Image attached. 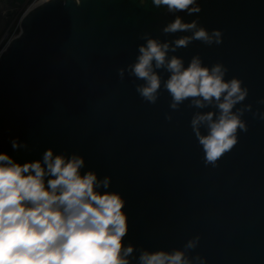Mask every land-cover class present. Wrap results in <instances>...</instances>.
I'll use <instances>...</instances> for the list:
<instances>
[{"label":"water","instance_id":"1","mask_svg":"<svg viewBox=\"0 0 264 264\" xmlns=\"http://www.w3.org/2000/svg\"><path fill=\"white\" fill-rule=\"evenodd\" d=\"M199 2L200 13L178 14L221 30L223 42L194 41L169 55L185 66L194 55L209 67L224 64L225 79L249 89L236 108L252 105L242 117L248 131L238 132L217 167L205 165L190 126L196 111L213 108L185 101L172 110L163 88L150 104L135 91L142 81L117 75L135 62L142 34L161 41L191 34H163L174 16L151 0L144 7L138 0H46L22 16L21 34L0 54V152L21 163L49 147L82 155V172L110 176L109 190L126 201L125 244L172 250L198 235L191 255L206 264H264V120L253 116L264 113V0ZM12 138L29 148L14 151Z\"/></svg>","mask_w":264,"mask_h":264},{"label":"clouds","instance_id":"2","mask_svg":"<svg viewBox=\"0 0 264 264\" xmlns=\"http://www.w3.org/2000/svg\"><path fill=\"white\" fill-rule=\"evenodd\" d=\"M74 2L81 4V0ZM138 2L144 7L148 0ZM151 3L174 16L162 28L163 34H191L165 41L142 34L140 39L145 43L138 46L135 62L119 68L117 75L123 81L127 72L142 81L135 85V91L150 104L157 102L163 88L171 97L172 110H179L185 101L196 109L213 108L196 111L190 126L205 165L217 167L237 145L238 132L248 131L242 117L252 105H236L245 101L249 89L237 77L226 80L228 68L222 63L209 67L194 55L185 66L182 57L169 55L194 41L207 46L223 42L221 30L209 31L198 19L185 22L178 14L200 13L199 0ZM158 70L168 73L167 79ZM253 116L264 120L259 111ZM165 119L171 121L172 116L166 114ZM10 144L14 151L29 148L18 138H12ZM85 166L82 155L56 153L51 147L41 158L23 163L0 152V264H206V257L191 255L199 245L198 235L187 240L183 248L172 250L150 251L125 244L129 232L125 199L120 192L109 190L110 176L100 178L90 169L82 172Z\"/></svg>","mask_w":264,"mask_h":264},{"label":"crops","instance_id":"3","mask_svg":"<svg viewBox=\"0 0 264 264\" xmlns=\"http://www.w3.org/2000/svg\"><path fill=\"white\" fill-rule=\"evenodd\" d=\"M32 3L33 0H0V39L1 35L12 25L13 21L16 19L15 12L20 10L24 4Z\"/></svg>","mask_w":264,"mask_h":264},{"label":"rangeland","instance_id":"4","mask_svg":"<svg viewBox=\"0 0 264 264\" xmlns=\"http://www.w3.org/2000/svg\"><path fill=\"white\" fill-rule=\"evenodd\" d=\"M43 1V0H41ZM39 1V2H41ZM39 2L32 4H24L20 10L16 11V19L13 21L12 25L1 35L0 39V54L7 47L8 43L15 37L21 34L20 19L22 16L34 5L39 4Z\"/></svg>","mask_w":264,"mask_h":264},{"label":"bare ground","instance_id":"5","mask_svg":"<svg viewBox=\"0 0 264 264\" xmlns=\"http://www.w3.org/2000/svg\"><path fill=\"white\" fill-rule=\"evenodd\" d=\"M44 1L39 2V4H36L34 7L30 8L26 13H28L30 10L34 9L35 7L39 6L40 4H42ZM36 3V2H35ZM25 13V14H26Z\"/></svg>","mask_w":264,"mask_h":264},{"label":"built area","instance_id":"6","mask_svg":"<svg viewBox=\"0 0 264 264\" xmlns=\"http://www.w3.org/2000/svg\"><path fill=\"white\" fill-rule=\"evenodd\" d=\"M39 1H41V0H33L34 3H35V2H39ZM43 1H46V0H43Z\"/></svg>","mask_w":264,"mask_h":264}]
</instances>
